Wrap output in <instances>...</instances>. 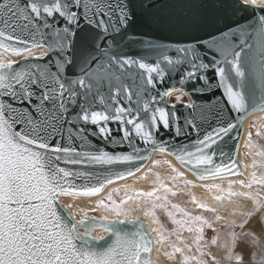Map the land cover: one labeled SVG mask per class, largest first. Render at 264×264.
Masks as SVG:
<instances>
[{
    "label": "snow or ice",
    "instance_id": "6c2138e0",
    "mask_svg": "<svg viewBox=\"0 0 264 264\" xmlns=\"http://www.w3.org/2000/svg\"><path fill=\"white\" fill-rule=\"evenodd\" d=\"M71 3L74 8L79 7L90 13L88 19L95 21L103 30L124 24L129 18L126 0H88V3L85 0H71ZM93 3L94 6H91ZM239 4L257 6L260 11H264V0H239ZM224 6V0H193L187 23L190 26L196 25L204 19H214L220 23L222 17L218 12ZM144 7H153V0H145ZM42 14L48 17L59 14L67 17L69 23L78 19L77 13L62 6L61 0H54L51 5L45 4L42 8L32 0H0V38L23 46L13 47L9 43L6 50L19 55L24 48L28 49V54L22 60L0 64V264H154L152 260L145 258L151 251L152 237L147 225L142 224L138 217L143 212L144 215L153 217L154 223H158L154 209L165 208L167 211L165 204L153 203L152 211L142 209L139 203L127 209L121 206L126 201H135L141 196L159 200L160 197L155 196V190L127 196L120 204L113 201L111 211L117 217L113 220L107 217L97 219L94 216L75 220L65 205L59 203L62 195L90 196L100 190L74 182L78 179H93L92 171L69 170L61 167V162L89 169L101 165H125L133 160L142 161L146 146L153 144V135L143 121L137 119L138 113L133 111V95L126 86L120 90L122 96H118L116 90L113 91L114 107L111 115L105 111L92 110L82 111L80 118L96 125L101 137L106 140L112 135L108 122L118 123L120 144H127L130 151L110 153L103 149L89 151L83 147L84 139L79 136L81 129H73L67 120L66 109L76 93L61 82L55 62L41 63L48 52L46 41L41 35L46 29L38 27L33 18L38 19ZM259 19L264 20V16ZM17 32L25 35H17ZM218 43L226 55L220 58V63L214 65L216 76L224 90L226 105L239 114L244 108L243 97L240 91L225 82L223 65L231 63L239 74L237 61L240 52L233 50L232 42L227 38ZM179 52L181 56H187L191 60L185 76L195 80L199 74L201 80L205 79V65L196 56L195 50L181 49ZM93 59L94 56H87L85 61L89 64ZM164 59L172 62L171 57L165 56ZM109 61L121 68L130 67L134 63L128 57L109 58ZM138 66L148 85L155 86L165 75L159 64L139 63ZM108 68L109 64L102 65V71L106 72ZM76 83L80 88H86L83 78ZM161 95L164 99L165 93L149 97L153 129L161 124L168 127L169 123L167 109L160 106L163 105L160 102ZM180 100L181 97H176V103H180ZM185 105L191 107L192 103ZM142 107L147 110L150 105L144 103ZM242 117L243 115L240 121ZM235 126L234 123L218 126L198 138L191 146L186 145L178 150L169 151L163 144H156L151 149L170 152L177 161L190 167L202 179L205 173L208 176L232 174L239 171V164L224 152L213 150V146ZM61 140L68 146L61 147ZM74 140L78 141L76 146H72ZM128 174L131 175L130 172ZM114 175L120 178L122 174ZM104 179L107 180V177ZM252 182L264 184V176L253 177ZM164 190L169 191L166 187ZM197 206L205 207L203 204ZM172 208L183 212L185 217L190 216L178 205L173 204ZM132 211L137 212V217L131 216ZM167 215L172 218L173 224H178L181 228L185 223L199 225L190 226L187 231L197 233L195 240L198 251H201L199 242L203 238L204 228H212L211 221L199 215L190 216V220H176L171 211H167ZM134 219L135 231L118 232L109 247L96 250L95 246L105 236H92L93 228H103L106 235L111 230L112 223ZM80 227L84 228L83 233L78 230ZM257 229H264V221L256 219L250 230L255 232ZM152 231L158 232V229ZM215 240L216 237H213V244ZM173 249L175 253L183 255L181 248L173 245ZM195 259L183 256L182 264H189V260ZM244 259L245 256L241 253L239 260Z\"/></svg>",
    "mask_w": 264,
    "mask_h": 264
},
{
    "label": "water",
    "instance_id": "95a60500",
    "mask_svg": "<svg viewBox=\"0 0 264 264\" xmlns=\"http://www.w3.org/2000/svg\"><path fill=\"white\" fill-rule=\"evenodd\" d=\"M32 2L42 8L45 4L51 5L54 0ZM85 2L88 3V0ZM61 3L67 9L74 10L78 19L69 23L67 17L59 14L52 17L42 14L40 18L33 19L38 27L46 29L41 35L46 41L48 52L41 63L55 62L61 75V82L76 93L66 109L67 120L73 129L77 127L81 129L79 136L84 139L83 147L89 151L103 149L110 153L130 151L127 144H120L121 132L118 123L108 122L112 135L106 140L101 137L96 125L80 118L82 111L92 110L105 111L111 115L114 107L113 91L116 90L117 95L122 96L120 90L126 86L131 89L135 105L133 111L138 113L137 119L143 121L153 135V144L146 146L145 152L142 153L144 157L142 161L133 160L126 162L125 165H101L89 169L61 162L60 166L69 170H88L94 173L93 179L89 181L75 180L77 185L86 184L99 188L103 182L117 178L114 173H121L122 177L142 167L152 146L163 144L169 151L178 150L186 145L191 146L210 130L227 123H234L236 126L217 141L213 150L224 152L239 164L236 149L242 130L240 117L264 106V20L259 19L264 16V11H260L257 6L240 5L239 0H224L225 6L218 12L222 17L220 23L214 19H204L190 26L187 19L192 12L190 5L193 0H153V7L147 9L144 7L145 0H126L129 18L124 24L103 30L95 21L88 19L90 13L79 7L74 8L71 0H61ZM91 6H94V3ZM17 35L25 34L17 32ZM225 38L232 42L233 50L240 52L237 61L239 74L231 63L223 65L225 82L240 91L243 97L244 108L239 114L226 105L224 90L218 82L214 67L220 63V58L226 55L218 43ZM9 43H12L13 47H23L0 38L1 46L7 47ZM181 49L195 50L196 56L200 57L205 65V79L201 80L199 74L195 80L185 76L191 60L180 55ZM87 56H94L95 59L87 64L85 61ZM165 56L171 57L172 62L165 60ZM119 57L131 58L134 63L125 68L110 63L109 58ZM139 63L159 64L165 75L155 86L148 85L143 71L138 66ZM103 64H109L106 72L102 71ZM81 78L85 80L86 88H80L76 83ZM174 86L188 91L193 104L191 107L185 105L189 102L185 92L182 93L187 95L188 100L182 103L173 102L170 100L171 96L169 97L172 104L176 103L174 106H169L161 95L160 102L163 105L160 106L167 109L169 123L168 127L161 124L153 129L149 97L166 93ZM144 103H149V109L145 110L142 107ZM260 128L264 134V124H261ZM77 143L78 141L74 140L72 146H76ZM60 146L68 145L61 140ZM186 168L191 170L190 167ZM238 172H243L240 164ZM182 177L186 179L185 176ZM250 182L248 181V184ZM132 214L133 218L137 217L136 211H132ZM138 218L145 224L140 217ZM134 225L135 220L112 223L109 233L95 246L96 250L109 247L118 232L135 231Z\"/></svg>",
    "mask_w": 264,
    "mask_h": 264
},
{
    "label": "rangeland",
    "instance_id": "374dc122",
    "mask_svg": "<svg viewBox=\"0 0 264 264\" xmlns=\"http://www.w3.org/2000/svg\"><path fill=\"white\" fill-rule=\"evenodd\" d=\"M6 60V55L0 51V62ZM178 96L181 97L180 103L188 100L187 95L182 92L172 94L170 100L176 102ZM262 115L251 119L246 129L244 145L241 147L243 157L250 164L246 182L233 179L212 184H194L187 178L183 179L184 173L174 165L171 167L167 157H164V161L156 162V155L150 161L146 175H143L141 181L119 184L111 192V196L105 195L97 200L96 205H101L108 211V216L115 219L117 217L111 211L113 201L120 204L127 196L155 190V196H159V200L141 196L138 200L126 201L121 207L127 209L139 203L142 209L152 211L153 203L165 204L167 211H171L176 220H190V216L199 215L212 223V228H204L203 238L199 242L201 252L198 251L195 240L197 233L187 231L188 227H198V224L185 223L181 228L180 225L172 223V218L167 215L165 208L154 209L158 223L153 222V217L141 212L139 217L148 229L150 228L149 232L158 229V232H152L157 235V241L161 245L160 251L169 264H182L183 256L196 258L189 260V264H264V229H257L255 232L250 230L256 219L264 221V184L252 182L253 177L264 176V134L260 128V125L264 124V114ZM248 181H251L250 184ZM165 187L169 189L168 192H165ZM223 195L231 199L217 201L216 197L221 199ZM100 201L104 203L101 204ZM173 204L188 212L190 216L185 217L183 212L172 208ZM200 204L205 207H198ZM66 207L75 220H80V211L70 205ZM89 216L99 219L95 214ZM245 224L248 226H244ZM78 230L81 231V227ZM161 236L163 240H160ZM213 237H216L214 244ZM173 245L181 248L183 255L175 253ZM241 253L245 256L244 260H239Z\"/></svg>",
    "mask_w": 264,
    "mask_h": 264
},
{
    "label": "bare ground",
    "instance_id": "6f19581e",
    "mask_svg": "<svg viewBox=\"0 0 264 264\" xmlns=\"http://www.w3.org/2000/svg\"><path fill=\"white\" fill-rule=\"evenodd\" d=\"M0 51L3 54H5L7 59H8L4 62H0V64L11 63V62L18 60V59H20V58H22L28 54V49L26 48L23 51H21L19 55H13V53L10 50H6V47L1 46V45H0ZM178 92H185L189 98L188 103L193 104V99H192V96L189 94V92L186 91L184 88L179 87V86L171 87L168 91H166L165 96H164V101L167 104L171 105L172 103L169 101V97L172 96V94H175ZM262 114H264V108L260 107V108L254 109L248 113H245L242 117V121H241L242 130H241V133H240V136L238 139V144H237V149H236V157H237L239 164L243 168V172H235L232 174H224V175H220V176H208L207 175V176H204V178L202 179L199 175H196L191 170H189L186 167H184L183 165H181L176 160L175 156L172 155L170 152L161 151L159 149H157V150L150 149L148 156H147V160L144 163V165L142 167H140L139 169H137L136 171L131 172V175L126 174L120 178L108 180V181H111L110 183L108 181L103 182L101 184L103 186L99 187L100 190L98 192L94 193L93 195H90V196H88V195H62L59 198V203H62L64 205L70 204L72 206V208L78 209L82 214L89 215L91 213H96L97 216H99V218L107 217V219L113 220L114 218H110L108 216V211L106 209H104L101 205L100 206L96 205L97 200L104 197L105 195L111 196V192L114 191L119 184L131 183L133 181H136V182L141 181L143 179V175L144 174L146 175V171L148 169V166H150L149 165L150 161L152 159H154L156 155H158L155 159L156 162L164 161L165 160L164 157H167L168 160L170 161V163H169L170 166L172 167L174 165L175 167H177L180 171H182L184 173L186 178L191 183L194 182V184H202L203 182H204V184H212V183H218L221 181H232L233 179H237V180L241 181L242 183H244V181L246 182L247 172L249 170L250 164H249V161L243 157L242 152H241V149H242L241 147H242V145H244L246 129L248 127V124L251 122V119H253L255 116L256 117L263 116ZM227 199H231V198H228V196L224 197V195H223L221 197V199H217V201L227 200ZM80 216H82V215H80ZM84 216H82L81 219ZM149 230H150V228H149ZM80 232L83 233L84 228L81 227ZM91 235L95 236V237H103V236H105V232H104V229L96 227V228L92 229ZM151 235H152L151 236L152 237L151 251L149 254H147V256L145 258L152 260L154 262V264H169L168 261L166 260V257L160 251L161 245L157 241V235L154 232L151 233ZM161 249H162V247H161Z\"/></svg>",
    "mask_w": 264,
    "mask_h": 264
}]
</instances>
